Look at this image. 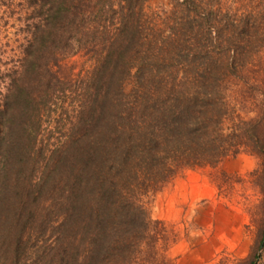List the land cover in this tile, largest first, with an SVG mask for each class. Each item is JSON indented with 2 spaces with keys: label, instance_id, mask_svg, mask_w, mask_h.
<instances>
[{
  "label": "trees",
  "instance_id": "1",
  "mask_svg": "<svg viewBox=\"0 0 264 264\" xmlns=\"http://www.w3.org/2000/svg\"><path fill=\"white\" fill-rule=\"evenodd\" d=\"M145 1L30 0L0 98V264H154L141 196L233 146L228 81L264 56V0Z\"/></svg>",
  "mask_w": 264,
  "mask_h": 264
},
{
  "label": "rangeland",
  "instance_id": "2",
  "mask_svg": "<svg viewBox=\"0 0 264 264\" xmlns=\"http://www.w3.org/2000/svg\"><path fill=\"white\" fill-rule=\"evenodd\" d=\"M32 5L30 0H0V98L7 75L24 58L30 17L36 11ZM170 9V0L144 3L146 14L156 18ZM261 77L264 56L246 67L243 76L228 81L229 115L223 121L233 145L228 153L213 165L185 167L159 189L141 196L149 216L160 221L150 226L152 234L160 233L158 239L143 244L141 257L154 256V264H250L255 255L253 263L264 264V245L259 244L264 226ZM132 85L131 78L125 80L124 91L130 92Z\"/></svg>",
  "mask_w": 264,
  "mask_h": 264
},
{
  "label": "water",
  "instance_id": "3",
  "mask_svg": "<svg viewBox=\"0 0 264 264\" xmlns=\"http://www.w3.org/2000/svg\"><path fill=\"white\" fill-rule=\"evenodd\" d=\"M262 247V246H261ZM254 264H257L256 262H254Z\"/></svg>",
  "mask_w": 264,
  "mask_h": 264
}]
</instances>
